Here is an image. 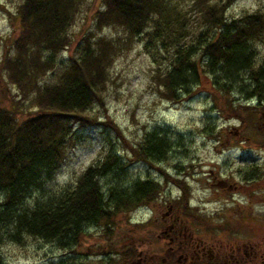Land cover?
<instances>
[{
    "label": "trees",
    "instance_id": "obj_1",
    "mask_svg": "<svg viewBox=\"0 0 264 264\" xmlns=\"http://www.w3.org/2000/svg\"><path fill=\"white\" fill-rule=\"evenodd\" d=\"M187 1L98 0L91 12L92 27L65 60L59 53L68 49L70 26L86 0L17 3L11 16L17 31L0 55V246L30 237L72 251L89 226L101 225L109 239L119 212L154 200L161 184L149 177L124 187L108 182L103 188L100 179L117 174L127 163L154 166L167 159L175 147L168 125L146 129L129 146L124 163L106 138L103 151L71 181L53 183L66 147L76 140L74 125L107 127L122 139L102 94L114 57L133 42H139L154 63L150 81L159 99L179 102L191 95L189 87L206 79L214 102L235 92L241 99L264 103V62H258L254 50L256 44L264 45V9L228 18L233 0ZM104 29L114 33L106 35ZM223 100L240 116L228 98ZM223 104L220 111L225 110ZM94 105L103 111L100 121ZM242 105L254 112L260 107ZM259 142L264 143V137ZM182 177L170 179L185 203ZM105 262L117 264L118 258ZM62 263L59 257L57 264ZM0 264H5L1 252Z\"/></svg>",
    "mask_w": 264,
    "mask_h": 264
},
{
    "label": "rangeland",
    "instance_id": "obj_2",
    "mask_svg": "<svg viewBox=\"0 0 264 264\" xmlns=\"http://www.w3.org/2000/svg\"><path fill=\"white\" fill-rule=\"evenodd\" d=\"M20 1L0 0V55L9 46L8 38L15 35L17 31L14 29L11 16ZM179 1L184 5L188 2L187 0ZM97 5L98 0H86L85 7L70 26L71 41L68 49L59 53L62 59H66V56L75 49L80 36L92 27L91 12L98 7ZM254 9L263 10L264 0H233L226 15L229 18L238 16L243 11H254ZM102 31L106 35L114 33L113 29ZM131 45L130 49L114 57L109 69L110 79L102 94L108 117L121 128L122 139L114 136L107 127L74 125L76 140L66 147V155L53 183L61 185L71 181L76 173H80L103 151L106 138L114 149H118L116 153L124 163L128 160L126 157L129 155V146L140 139L146 129L157 125H168L172 130L173 137L170 138L175 147L168 152L167 159H159L154 162V166L140 161L127 163L126 166L117 170V174L108 173L101 178L100 184L102 188L108 182L120 183L124 187L138 178L149 177L160 182L161 187L164 186L165 189L162 192L170 189L173 195H178V187L174 185L170 177H185L182 170L189 168L188 164L191 163L194 167L188 169L191 174L184 180L186 187L188 185L191 187L193 197L191 201L197 205L202 201L201 196L204 192L202 187H205L198 181L199 169L203 171L211 168L213 173H224L230 165L234 164L233 167L237 165L236 157L240 154L243 156L248 153L253 156L264 154L263 146L257 145L262 143L259 141L264 137V129L257 127L259 111L254 112L251 108L242 109L239 106L241 104L235 105L232 102L233 98L238 97L235 92L227 97L221 96L220 101L214 102L213 96L209 93L213 89L209 88L206 79L202 80L201 84L189 87L191 95L179 102L171 103L166 99H159L150 81L154 64L150 55L139 42H133ZM254 50L258 62L263 63L264 45L256 44ZM1 86L3 83L0 81V88ZM9 92L15 93V90L9 87ZM227 98L231 102V108H235L240 116L233 115L227 102L223 100ZM255 102L251 100V104ZM222 103H224V111L219 110V105ZM93 109V112L95 111L98 115L97 119L102 120L104 116L102 109L97 105H94ZM250 123L255 124L252 127ZM239 133L249 137V141L244 143L239 141L240 139L237 138ZM229 161L232 164L229 163V165ZM239 163L242 166L246 165L243 160H239ZM203 204L205 207L216 205L213 201ZM201 205L197 206L201 207ZM251 205L252 211L263 212L264 204L253 202ZM151 207L152 202H149L147 205L140 204L127 213L119 212L113 219V225L111 223L112 233H109V239L102 234L101 225L89 226L86 233L81 236L79 245H75L72 251L27 237L22 243L9 241L2 243L0 252L5 264H57L59 257H62V264H108L105 262L108 257L121 258L122 248L127 242L131 243L132 240L144 238L142 248H146L148 241L144 236L146 232H151L152 227L149 230V227H145L141 221L150 215ZM103 252L108 254L104 255Z\"/></svg>",
    "mask_w": 264,
    "mask_h": 264
},
{
    "label": "flooded vegetation",
    "instance_id": "obj_3",
    "mask_svg": "<svg viewBox=\"0 0 264 264\" xmlns=\"http://www.w3.org/2000/svg\"><path fill=\"white\" fill-rule=\"evenodd\" d=\"M232 102L247 105L251 99L238 96ZM251 105L260 106L257 127L264 129V103ZM237 136L242 143L249 141L240 133ZM257 145L264 150V143ZM236 158L237 165L233 167L229 161L224 173L199 169L198 181L205 187L197 205L213 201L216 205L211 207L191 201L188 183L185 203L179 198L180 188L173 195L170 189L162 192L165 188L161 187L154 200H149L150 215L141 221L149 230L152 227L144 236L146 248H142L144 238L125 243L117 264H264V209L261 213L251 210L253 202L264 204V154ZM189 170L184 172L185 178L191 174Z\"/></svg>",
    "mask_w": 264,
    "mask_h": 264
}]
</instances>
